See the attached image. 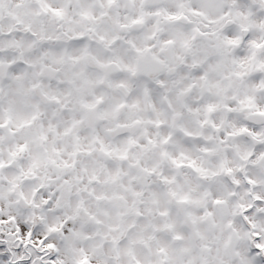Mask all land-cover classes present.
Wrapping results in <instances>:
<instances>
[{
    "label": "snow or ice",
    "instance_id": "1",
    "mask_svg": "<svg viewBox=\"0 0 264 264\" xmlns=\"http://www.w3.org/2000/svg\"><path fill=\"white\" fill-rule=\"evenodd\" d=\"M0 264H264V0H0Z\"/></svg>",
    "mask_w": 264,
    "mask_h": 264
}]
</instances>
